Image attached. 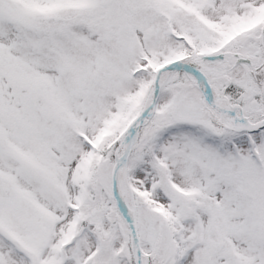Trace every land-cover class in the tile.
<instances>
[{
	"label": "snow or ice",
	"instance_id": "1",
	"mask_svg": "<svg viewBox=\"0 0 264 264\" xmlns=\"http://www.w3.org/2000/svg\"><path fill=\"white\" fill-rule=\"evenodd\" d=\"M0 264H264V0H0Z\"/></svg>",
	"mask_w": 264,
	"mask_h": 264
}]
</instances>
